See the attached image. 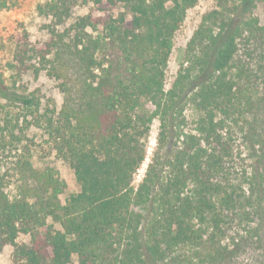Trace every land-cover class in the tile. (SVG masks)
I'll return each mask as SVG.
<instances>
[{
    "label": "trees",
    "instance_id": "1",
    "mask_svg": "<svg viewBox=\"0 0 264 264\" xmlns=\"http://www.w3.org/2000/svg\"><path fill=\"white\" fill-rule=\"evenodd\" d=\"M198 1L47 0L36 6L50 19L51 38L36 50L24 32L15 41L13 62L56 80L61 106L44 109L39 98L11 92L1 79L0 98L31 110L56 157L72 169L78 191L62 202L65 184L55 168H34L25 152L12 163L17 194L10 197L0 177V249L12 246L16 262L70 264L75 257L76 264H194L178 254L182 248L197 251L200 264H225L231 257L215 237L216 212L251 199L255 183L247 196L222 188L218 177L232 154L221 131L242 100L246 107L255 105L242 92L252 72L236 54L239 41L248 57L253 46L264 50V23L238 17L225 35L226 13L235 10L227 5L245 8L254 0H214L166 90L175 34ZM15 4L0 0V11ZM82 5L87 12L58 33ZM217 24L222 32H215ZM29 54L37 66L26 64ZM187 95L200 114L195 133L171 134L169 117ZM147 103L153 111L145 109ZM154 119L157 147L134 184ZM173 139L181 145H170ZM9 143L0 138V149ZM20 235L29 240L18 243Z\"/></svg>",
    "mask_w": 264,
    "mask_h": 264
},
{
    "label": "rangeland",
    "instance_id": "2",
    "mask_svg": "<svg viewBox=\"0 0 264 264\" xmlns=\"http://www.w3.org/2000/svg\"><path fill=\"white\" fill-rule=\"evenodd\" d=\"M46 1L16 0L14 6L0 11V79L11 92L34 95L39 98L42 108H55L58 111L62 103V93L58 89V82L47 76L44 71L35 74L33 67L25 71L19 69L17 65L15 67L12 58L15 41L20 35L23 36L24 32L26 41L36 50L45 48V43L50 40V19L40 16L36 10L37 5ZM237 4L238 2H231L227 5L228 10L233 8L235 10L230 13L226 11L225 19L228 26L224 28L225 35L234 28L238 17L256 18L260 24L264 23V0H254L245 8L240 5L237 7ZM214 6V0H199L193 8L188 10L184 22L174 37V46L166 68V90L176 78L184 59L186 44L199 24L202 14L211 11L215 8ZM87 9L88 7L84 5L77 6L71 19L64 26L57 27L56 31L63 32L74 18L85 14ZM220 26L217 24L216 33L222 32ZM238 47L236 61H241L249 68L253 76L250 82L244 84L242 92L246 97L251 98L255 105L246 107L245 100H242L234 114L226 119L221 134L230 146L232 156L224 164L218 181L227 194L234 192L240 196H247L250 193V184L255 183L254 195L253 199L246 198L247 200L238 208L217 210L216 217H218L217 223L220 230L215 232V237L220 241L221 246H225L231 252V257L225 264H264V73L262 70L258 71L259 65L264 68V50L253 46L254 53L248 57L244 43L239 41ZM26 58L27 65H38V60L31 57V54ZM51 59L52 56L49 55L48 60L51 61ZM50 61L47 63L48 67ZM8 64L13 67L10 68ZM192 74L194 79L197 73L195 71ZM191 85L192 83L188 82L186 88L190 89ZM188 98L187 95L180 99L178 108L169 117L172 122L171 126L168 124L171 134L180 131L195 133L196 121L200 114ZM256 106H258L257 110L253 108ZM145 109L151 112L154 107L147 103ZM29 111L31 110L20 104L10 103L0 98V138L6 137L7 141H11L5 150L0 149L1 182L10 197L17 194L16 186L19 180L18 174L12 168V163L25 152L30 155L34 168L48 165L57 170L65 184L64 193L60 196L63 202L70 194L78 191L73 171L56 157L51 143L39 124L33 121ZM178 122L181 125H177ZM158 131L159 121L154 119L147 140L146 159L136 173L134 184L143 177L147 164L156 150ZM12 132L16 134V137L10 135ZM170 145L179 147L181 144L180 141L173 139ZM163 151L164 149L162 153ZM163 175L165 176L166 173ZM28 240L29 237L23 235L17 238L18 243ZM177 252L180 256L191 259L194 264L201 262V258L197 256V251L194 249L182 248ZM0 264L22 263L15 261L14 248L5 245L0 249ZM70 264H76L75 257ZM148 264L162 263L148 262Z\"/></svg>",
    "mask_w": 264,
    "mask_h": 264
}]
</instances>
